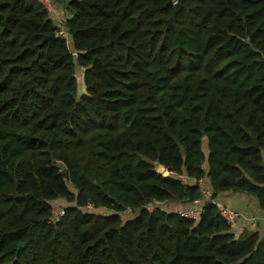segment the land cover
<instances>
[{
  "label": "trees",
  "instance_id": "trees-1",
  "mask_svg": "<svg viewBox=\"0 0 264 264\" xmlns=\"http://www.w3.org/2000/svg\"><path fill=\"white\" fill-rule=\"evenodd\" d=\"M66 6L0 0V264H264L215 204L147 208L205 186L264 210V0Z\"/></svg>",
  "mask_w": 264,
  "mask_h": 264
},
{
  "label": "crops",
  "instance_id": "crops-1",
  "mask_svg": "<svg viewBox=\"0 0 264 264\" xmlns=\"http://www.w3.org/2000/svg\"><path fill=\"white\" fill-rule=\"evenodd\" d=\"M69 0H50L54 8V12H51V16L55 21L62 23L60 18H56V10L60 11L65 8ZM190 180L189 178H187ZM201 182L208 184V179H203ZM217 199L228 206L233 207L234 209L242 213V217L239 219L237 226L233 229V232L236 236H244L251 231L249 227V222L244 218V216H255L259 220L258 230L264 233V210L260 208L257 198L251 196L244 192H221ZM173 210L170 211H179L190 207V203H182L180 201H171ZM167 205V204H166Z\"/></svg>",
  "mask_w": 264,
  "mask_h": 264
},
{
  "label": "built area",
  "instance_id": "built-area-1",
  "mask_svg": "<svg viewBox=\"0 0 264 264\" xmlns=\"http://www.w3.org/2000/svg\"><path fill=\"white\" fill-rule=\"evenodd\" d=\"M41 3H43L48 10L50 11L51 9V4L49 0H39ZM201 197L195 199L190 207H187L185 209L179 210L181 215L191 218L194 220H198L201 214L204 211V208L206 204H215L220 212L221 217L224 219V221L231 227L235 228L238 224L239 219L242 217V213L236 209H234L231 206L225 205L221 203L218 199H212L213 192L211 189L202 186L201 189ZM90 208H94L93 204L88 205ZM148 208V207H147ZM149 209V208H148ZM64 208L60 207H53L52 208V214L50 221L55 222L60 218V216L64 215ZM244 218L249 222V227L250 229H257L259 225V220L255 216H244Z\"/></svg>",
  "mask_w": 264,
  "mask_h": 264
},
{
  "label": "rangeland",
  "instance_id": "rangeland-1",
  "mask_svg": "<svg viewBox=\"0 0 264 264\" xmlns=\"http://www.w3.org/2000/svg\"><path fill=\"white\" fill-rule=\"evenodd\" d=\"M50 1V0H49ZM62 1H66V0H62ZM49 4H51V9H50V11L51 12H54L55 10H54V8H53V6H52V3L50 2ZM56 15H54L56 18H60L62 21V23L64 22V21H66L67 19H68V17H71V15H72V13H71V11H70V9H68L67 8V6H65V8L63 9V10H60V11H57L56 10ZM62 26V28L64 29V27H63V25H61ZM62 33L65 35V36H67L68 35V33H67V31L64 29L63 31H62ZM69 38V42H70V47H72V43H71V41H70V36L68 37ZM82 75H81V72L79 73V77H81ZM79 89H80V94L82 93V92H84L85 91V88H84V86H83V78L81 77V81H80V79H79ZM206 144H207V139L205 138L204 139V149L206 148ZM207 151V150H206ZM157 166V170H159V167H160V165H156ZM161 173L162 174H164V175H167V174H169V172L165 169H161ZM187 180V179H186ZM71 188L74 190V188L71 186ZM54 203H56V204H54V206L55 207H59L60 206V208L61 207H63V206H68L69 204H68V202L67 201H65L64 199H58L57 200V202L55 201ZM167 204V205H166ZM148 208H149V210H154L155 208H162V209H164V210H167V211H169V210H173L172 208H173V206L171 205V203L170 202H168V203H165V204H163V203H161V202H151L150 204H148V206H147ZM103 213L105 212V213H108V211L107 210H104V211H102ZM137 214V212H133L132 210H127L126 212H124L123 214H122V218H123V220H127V219H129V218H132V217H134L135 215Z\"/></svg>",
  "mask_w": 264,
  "mask_h": 264
},
{
  "label": "water",
  "instance_id": "water-1",
  "mask_svg": "<svg viewBox=\"0 0 264 264\" xmlns=\"http://www.w3.org/2000/svg\"><path fill=\"white\" fill-rule=\"evenodd\" d=\"M180 8H181V5L179 4V3H176V9H175V11H174V14H173V16L170 18V20H169V23L170 24H174L175 22H176V16H177V14H178V12H179V10H180ZM55 36V34H51L49 37H46L45 39H48V38H53ZM253 147H256V148H258L259 147V143H258V141H257V138L256 137H254L253 138ZM59 167L60 168H64L65 167V164L64 163H61L60 165H59ZM161 169H166L163 165H160V167H159V170H157L158 172H160L161 173ZM23 246V243H20L19 244V248H21Z\"/></svg>",
  "mask_w": 264,
  "mask_h": 264
}]
</instances>
